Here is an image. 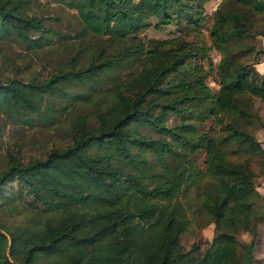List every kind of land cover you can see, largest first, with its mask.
<instances>
[{"label":"trees","instance_id":"obj_1","mask_svg":"<svg viewBox=\"0 0 264 264\" xmlns=\"http://www.w3.org/2000/svg\"><path fill=\"white\" fill-rule=\"evenodd\" d=\"M57 1L75 9L82 24L77 54L43 81L0 83V114L29 125L44 105L53 120L49 96L67 110L88 99L69 84L94 89L101 76L135 67L111 81L94 121L76 119L70 144L26 162L8 154L0 201L5 185L16 183L44 218L12 228L0 224V264H251L264 206L251 168L228 157L239 150L264 154L247 127L260 119L242 100L264 96V64L260 72L242 61L264 55V47L250 44L253 17L264 12V0H223L215 9L209 36L223 55L215 69L217 93L205 82L213 63L206 72L197 60L207 59L204 45L184 37L145 42L139 36L152 24L198 34L209 0ZM37 2L0 0V43L12 41L39 54L51 48L53 36L64 37L45 25ZM88 35L134 45L76 67ZM171 115L176 122L169 125ZM209 119L215 128L201 131L198 125ZM199 153L206 155L203 167L197 165ZM190 191L215 229L200 256L198 244L190 250L180 244ZM242 231L249 233L248 242L238 239Z\"/></svg>","mask_w":264,"mask_h":264},{"label":"rangeland","instance_id":"obj_2","mask_svg":"<svg viewBox=\"0 0 264 264\" xmlns=\"http://www.w3.org/2000/svg\"><path fill=\"white\" fill-rule=\"evenodd\" d=\"M222 1L209 0L205 3L206 20L198 34L193 31H184L185 28L174 24L162 28H157L152 24L139 34L140 39L145 42L150 39L171 40L184 37L188 41L195 40L199 46L204 45L207 59L202 61L198 56L197 60L200 63L202 62L206 72L208 71L209 61L213 63V71L206 77L205 82L214 93H217L219 89L215 80V69L223 55L213 46L209 33L213 24L214 11ZM37 3L38 6L35 11L39 16L46 17L45 25L50 29L59 31L64 37L53 36L52 44L49 46L51 48H44L39 54L29 52L12 41L0 43V83L10 78L21 81L31 79L43 81L57 72L58 69L67 67V61L77 54L75 43L80 40V30L82 29L77 11L64 6L57 0H38ZM253 20L256 31L251 36L250 44L260 50L264 47V12L255 13ZM133 45L134 43L131 40L115 42L110 41L107 36L88 35L80 44V47H86V51L83 50L81 53L80 63L76 64V67L86 64L95 56L117 54L124 47L133 48ZM262 60L264 61V55L255 53L242 58L243 63L253 65L260 72L263 71L264 63H257V61ZM134 67L120 74L115 71L101 76L94 85V89L91 86L79 88L74 84H69L71 92L86 91L88 99L84 102H77L74 107L67 110L60 108L58 97L49 96L47 100L53 103L54 109H56L53 112L55 117L53 120L46 117L44 105L42 111L33 116V121L29 125L16 121V116L0 114V172L5 170L8 154L26 162L44 157L53 148H63L70 144L76 119L79 116H85L89 122L94 121L93 114L103 108L101 99H104V96L108 94L106 91L110 89L111 81L119 75L126 77V74L134 70ZM242 98L245 103L244 108L252 114L258 115L260 119V121H257L253 118L247 127L254 134L264 153V96L245 95ZM175 122L176 118L172 115L169 116L167 124L170 125ZM198 127L201 131L215 128L210 119L203 124H199ZM229 146L233 148V145L230 144ZM205 156V153L197 155V165L199 167H203ZM147 157L151 158L148 154ZM228 161L248 165L251 168L259 200H261V205L264 206V154L251 156L243 150H239L236 153L229 154ZM4 191V200L0 201V224L12 228L21 224L42 222L44 214L35 212L29 206L32 198L19 192L16 183L5 185ZM19 194L22 196L20 197ZM186 198L190 200L192 207L186 211L189 224L187 231L181 235L180 244L185 250H190L194 244H198L200 250L196 254L200 256L214 236V224L207 222L205 217L198 211L195 192L190 191ZM181 201H183V198H181ZM237 237L245 242H248L251 238L249 233L244 231L239 232ZM251 264H264V218L258 224V239Z\"/></svg>","mask_w":264,"mask_h":264}]
</instances>
